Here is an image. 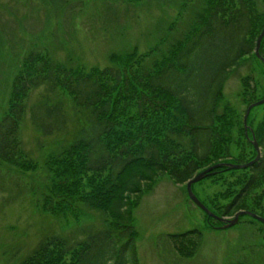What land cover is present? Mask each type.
<instances>
[{"label": "trees", "instance_id": "trees-1", "mask_svg": "<svg viewBox=\"0 0 264 264\" xmlns=\"http://www.w3.org/2000/svg\"><path fill=\"white\" fill-rule=\"evenodd\" d=\"M194 3L193 27H185L172 44L162 39L161 46L113 60V66L67 68L47 53L23 57L0 118V162L14 169L37 167L19 139L26 113L45 136L63 132L73 122L77 128L71 138L44 160L48 188L35 193V204L39 212L64 224L80 225L86 212L98 214L103 222L80 240L45 234L17 264H138L133 209L160 176L182 184L213 165L245 164L255 158L245 134L250 156L245 151L233 155V111L226 106L220 112L219 104L227 78L241 60L247 61L264 28V0ZM260 49L261 44L263 57ZM248 78L240 79L244 102L264 99V92L255 96L259 85L254 81L251 88L253 78ZM41 87L42 95L27 105L29 94ZM64 94L69 101L61 98ZM261 119L247 134L249 138L253 133L260 147L259 160L241 169L217 167L205 176L229 182L220 194L226 204L214 210L199 199L218 217L227 219L239 211L264 217V113ZM205 217L210 228L223 224ZM200 238L198 230L168 237L186 258L195 254Z\"/></svg>", "mask_w": 264, "mask_h": 264}, {"label": "rangeland", "instance_id": "rangeland-1", "mask_svg": "<svg viewBox=\"0 0 264 264\" xmlns=\"http://www.w3.org/2000/svg\"><path fill=\"white\" fill-rule=\"evenodd\" d=\"M195 1L0 0V118L7 108L9 89L23 57L47 53L67 68L113 66L117 59L128 54H143L155 45L161 46L162 39L172 44L185 27H193L191 12L195 14ZM177 12H181V18L171 25ZM254 49L247 61L241 60L232 70L219 104L220 112L226 106L233 111L235 125L231 136L235 146L231 149L235 156L242 151L250 156L248 143L252 133L247 137L249 142L243 134L246 136L264 113V103L253 107L247 129L242 130L244 113L254 100L244 102L241 77L253 78L251 88L254 81L259 85L257 98L264 92V64L256 59ZM260 51L264 57V37ZM201 83L204 85V81ZM42 91L43 87L32 91L27 105L35 102ZM61 98L69 101L66 94ZM76 128L69 121L63 132L45 136L31 125L28 113L24 115L19 139L23 152L37 161V167L14 169L0 162V264L19 263L45 234L80 240L88 232L101 228L103 221L98 214L83 213L80 225L64 224L63 219L39 212L35 204L38 198L35 193L48 188L45 158L60 151ZM186 183H174L163 175L140 197L133 209L137 263L264 264V227L249 217H241L232 227L210 228L205 213L188 197ZM228 186L229 182L204 178L194 183L192 190L215 210L227 203L220 199V194ZM190 230L200 231L201 238L195 254L186 258L174 250L168 237Z\"/></svg>", "mask_w": 264, "mask_h": 264}, {"label": "water", "instance_id": "water-1", "mask_svg": "<svg viewBox=\"0 0 264 264\" xmlns=\"http://www.w3.org/2000/svg\"><path fill=\"white\" fill-rule=\"evenodd\" d=\"M263 37H264V28L261 30L260 34L257 37L254 52H255V55L264 64V58L261 57L260 54H259V48H260V44H261V41H262ZM263 103H264V99H261V100H258L256 102H253V103L248 105V107L246 108V111L244 113V116H243V125L245 127V130L247 129V117H248V114H249L250 110L253 107L258 106V105L263 104ZM246 136L248 137L247 133H246ZM250 141H251L253 147L256 150V156H255V158L252 161H250L248 163H245V164L219 163V164L213 165V166L208 167V168L204 169L203 171L199 172L198 174H196L192 179H190L186 183V191H187V194H188V197L190 198V200L199 209H201L208 217H211V218H214V219H217V220L221 221L223 224L220 226V228H229V227H232V226L236 225V223L238 222L239 217L243 216V215H248L251 218H253V219L257 220V221H260L262 223H264V217L259 216V215L255 214V213H252V212H249V211H239L231 219H224V218L218 217L214 213H212L210 210H208L203 205V203L196 197V195L194 194V192L192 190V184L204 179L205 176L209 172H211V170H213L214 168H217V167L223 166V167H226V168H229V169H241V168H246V167L254 164L256 161L259 160V158L261 156V151H260V147H259V145H258L253 133H252V139H250Z\"/></svg>", "mask_w": 264, "mask_h": 264}]
</instances>
